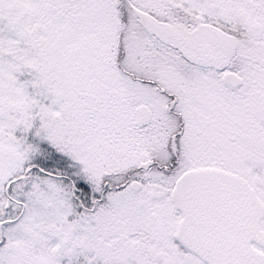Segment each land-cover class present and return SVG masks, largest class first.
<instances>
[{"label":"snow or ice","instance_id":"obj_1","mask_svg":"<svg viewBox=\"0 0 264 264\" xmlns=\"http://www.w3.org/2000/svg\"><path fill=\"white\" fill-rule=\"evenodd\" d=\"M0 264H264V0H0Z\"/></svg>","mask_w":264,"mask_h":264}]
</instances>
